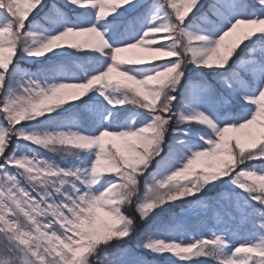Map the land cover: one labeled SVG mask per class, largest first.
Instances as JSON below:
<instances>
[{
	"label": "snow or ice",
	"instance_id": "6c2138e0",
	"mask_svg": "<svg viewBox=\"0 0 264 264\" xmlns=\"http://www.w3.org/2000/svg\"><path fill=\"white\" fill-rule=\"evenodd\" d=\"M161 258L264 264V0H0V264Z\"/></svg>",
	"mask_w": 264,
	"mask_h": 264
},
{
	"label": "rangeland",
	"instance_id": "374dc122",
	"mask_svg": "<svg viewBox=\"0 0 264 264\" xmlns=\"http://www.w3.org/2000/svg\"><path fill=\"white\" fill-rule=\"evenodd\" d=\"M119 55L121 57H123V58H128V59H143V60H148L153 55H162V54L151 53V52L147 51L144 48L136 47V48H132V49H127L126 51L120 53ZM20 63H21V65L23 67H29V66H26L24 64H28V65H31L33 67H36V65H32V64L26 63L24 61H21Z\"/></svg>",
	"mask_w": 264,
	"mask_h": 264
},
{
	"label": "trees",
	"instance_id": "16d2710c",
	"mask_svg": "<svg viewBox=\"0 0 264 264\" xmlns=\"http://www.w3.org/2000/svg\"><path fill=\"white\" fill-rule=\"evenodd\" d=\"M24 65L29 66V67H33V66H31V65H28V64H24ZM33 68H35V67H33ZM113 78L119 79L120 77H118L116 74H113ZM75 118H76V119H79V115L77 114ZM48 155L52 156V154H48ZM52 158H54V159H59L58 156H52ZM211 223H214V222H213V221H209V224H211ZM199 230H200L203 234H205V235H210V233H209V231H208L207 228H200ZM138 239H139V233L136 234V235H134V236L132 237V240L128 241V243H129V244H135L136 241H137ZM141 254L144 255V256H146V257L149 258V259H153V257H151V256H150L148 253H146V252H142ZM157 264H167V262L164 261V260L161 258V259H158V260H157ZM202 264H212V262H211V260H204V261H202Z\"/></svg>",
	"mask_w": 264,
	"mask_h": 264
}]
</instances>
